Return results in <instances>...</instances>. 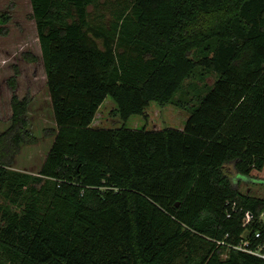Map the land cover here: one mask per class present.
Returning a JSON list of instances; mask_svg holds the SVG:
<instances>
[{"label": "trees", "instance_id": "1", "mask_svg": "<svg viewBox=\"0 0 264 264\" xmlns=\"http://www.w3.org/2000/svg\"><path fill=\"white\" fill-rule=\"evenodd\" d=\"M30 3L54 138L36 173L11 168L34 138L29 97L12 94L0 264H264L249 252L264 250V197L227 171L264 167V0ZM108 96L119 126L95 120ZM150 102L184 126L124 125Z\"/></svg>", "mask_w": 264, "mask_h": 264}, {"label": "rangeland", "instance_id": "2", "mask_svg": "<svg viewBox=\"0 0 264 264\" xmlns=\"http://www.w3.org/2000/svg\"><path fill=\"white\" fill-rule=\"evenodd\" d=\"M31 13L30 0H0V16L7 15L9 18L5 23L0 22V29L4 28V32L0 30V133L10 124L12 94H16L19 99L29 97L28 131L34 138L20 145L11 168L36 173L53 141L55 121L37 29ZM26 54L34 55L36 59L29 61ZM14 75L16 87L12 90L8 79ZM213 80L214 77L211 75L205 78L207 84H211ZM192 81L200 83L203 80L194 78ZM188 82L190 83V80ZM188 82L185 85H188ZM113 107L111 97H106L95 116L97 123L103 126L121 125L122 122L114 117ZM186 116L185 110L172 104L160 105L157 102H150L144 114L131 115L124 121V125L128 128L146 129L182 128ZM227 171L241 192L264 197V167L252 170L248 177H238L232 165H227Z\"/></svg>", "mask_w": 264, "mask_h": 264}, {"label": "built area", "instance_id": "3", "mask_svg": "<svg viewBox=\"0 0 264 264\" xmlns=\"http://www.w3.org/2000/svg\"><path fill=\"white\" fill-rule=\"evenodd\" d=\"M248 217H249V214H247V218H248ZM249 252H251V253H253V254H256V255H258V256L264 258V250H261V249L256 250V251H251V250H249Z\"/></svg>", "mask_w": 264, "mask_h": 264}]
</instances>
